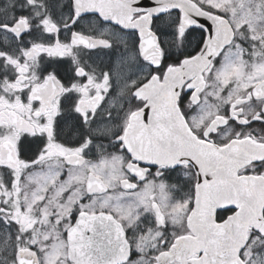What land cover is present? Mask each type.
Returning <instances> with one entry per match:
<instances>
[{
	"label": "snow or ice",
	"instance_id": "snow-or-ice-1",
	"mask_svg": "<svg viewBox=\"0 0 264 264\" xmlns=\"http://www.w3.org/2000/svg\"><path fill=\"white\" fill-rule=\"evenodd\" d=\"M0 264H264V0H0Z\"/></svg>",
	"mask_w": 264,
	"mask_h": 264
}]
</instances>
